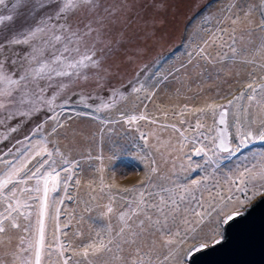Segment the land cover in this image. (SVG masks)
Masks as SVG:
<instances>
[{
    "label": "rangeland",
    "instance_id": "374dc122",
    "mask_svg": "<svg viewBox=\"0 0 264 264\" xmlns=\"http://www.w3.org/2000/svg\"><path fill=\"white\" fill-rule=\"evenodd\" d=\"M128 3L131 11L121 25L126 37L130 38V43L122 50L127 57L118 55L114 57L116 61L112 58L117 66L115 64L110 69L111 73L115 70L117 74L130 72L127 81L119 87L111 84L120 89L122 97L113 96L107 87L74 85L70 94H65L72 102L61 106L57 101L54 112L41 108L31 117L0 119V178H3L7 171L5 160L23 161L26 171H35L47 159L46 155L36 156L35 151L40 147L53 150L49 115L60 113L62 119L72 117L70 127L61 130L55 138L64 157H55L56 163L52 165L60 172V183L54 192L48 194L44 217L46 243L54 244V235H59L61 243L71 242L73 247H79L98 239V233L100 238L106 237L109 228L113 233L118 230L122 223L119 213L127 210L133 199L132 193L120 189L140 188L139 181L152 161L156 162L161 173L181 183L211 173L207 183L211 195L208 191L203 192L207 203L213 201L216 191L227 195L225 178L246 167L255 166L256 171L264 167V142L255 140L239 153L229 156L214 148L210 139H204V136H215L216 117L210 111L204 114L192 111L213 103L225 105L245 92L241 100L228 107L227 126L232 143H238L237 123L244 130V125L252 119H264V107L250 103L247 95L251 92L245 88L249 83L254 87L264 85V31L255 27L264 16L261 0H128ZM182 3H190L187 12V6ZM249 9L254 24L237 42L235 56L227 48L218 50L213 46L208 49L213 62L193 57L192 63H188L189 54L197 44H202V38H209L218 27L230 30L232 19L240 17L244 20V13ZM0 13L7 14V11L0 7ZM237 27L239 36V29H246L248 25L245 22ZM218 51L226 54L224 59H219ZM129 56L133 60L131 64ZM60 79L66 78H57L53 83ZM231 80L232 84L228 86ZM129 84L139 91L133 92ZM86 94H89L87 107L80 103V96ZM257 100L264 102V93L258 92ZM104 104L112 106L103 107ZM97 107L100 111H96ZM76 113L87 115L77 116ZM141 115L145 119H128ZM198 119L203 128H195ZM197 147L212 148L215 155L209 153L211 160L206 163L208 158L203 153L200 156L192 154ZM196 164L202 167L190 171L189 166ZM44 171H50L48 165L41 168V172ZM76 180L80 183L76 184ZM256 180L259 182L258 176ZM217 181L224 187L215 188ZM157 183L167 184V181L157 180ZM35 185L33 179L20 187L33 188ZM40 187L43 188L42 181ZM20 195L30 206L23 209L30 213L28 219H21L20 223L30 225L35 231L43 192ZM6 203L0 196V212L4 211ZM106 206H111L113 212L107 213ZM58 225L59 233L56 232ZM151 239L155 240L156 254L162 259L167 253L163 247L164 237L157 235ZM121 255L126 256L127 252ZM57 259L55 248L50 256L46 249L42 264H56ZM90 260L91 264H119L114 260V253L92 256Z\"/></svg>",
    "mask_w": 264,
    "mask_h": 264
},
{
    "label": "snow or ice",
    "instance_id": "6c2138e0",
    "mask_svg": "<svg viewBox=\"0 0 264 264\" xmlns=\"http://www.w3.org/2000/svg\"><path fill=\"white\" fill-rule=\"evenodd\" d=\"M261 4L264 5V0ZM0 7L7 11V14L0 13V119L31 117L41 108L54 112L57 101L61 106L72 102L65 94L74 85L107 87L113 96H123L119 88L111 86L110 69L114 63L112 58L130 43V38L121 28L131 11L128 0H0ZM250 14L251 9L244 13V20L240 17L232 19L230 30L218 27L209 38H202V44H197L189 54L188 63H192L193 57L213 62L214 58L208 53L213 46L218 50L227 48L235 56L237 42L244 38V31H249L254 24ZM245 22L248 28L239 29L238 36L237 26ZM255 27L264 31V16ZM225 55L218 51L219 59H224ZM128 62H133L131 56ZM57 78L66 79L54 84ZM129 87L132 85L129 84ZM245 88L251 92L247 100L264 107V102L257 100L258 92L264 93V85L254 87L249 83ZM132 91L139 89L132 87ZM244 96L245 92H241L240 96L233 97L225 105L213 103L192 111L200 114L210 111L213 117L218 113L215 123L227 125L228 107ZM88 98L89 94L80 96V103L85 107L88 106ZM96 111L100 108L97 107ZM247 111L245 109V115ZM48 119L52 122L49 135L54 138V147L53 150L40 147L35 151L36 156H47L40 167L35 171H26L23 161H3L7 171L0 178V196L7 203L4 211L0 212V264H42L45 250L50 256L53 248L58 256L56 264H91L90 257L103 253H114V260L119 264H187L188 257L194 253L221 245L226 233L249 212L253 202L264 200V167L259 171L255 170V166L246 167L225 178L227 195L216 191L213 202L207 203L203 192L208 191L211 195V190L207 188L211 173L181 183L161 173L159 166L152 161L139 181L140 188L120 189L121 192L132 193L133 199L129 201L131 206L119 213L122 223L118 230L113 233L109 228L106 237L100 238L98 233V239L79 247H73L71 242L61 243L59 235H54V244L46 243L44 217L48 194L54 192L60 183V172L52 165L56 163L55 157H64L56 146L58 142L55 138L61 130L66 131L70 127L72 117L62 119V115L56 113L49 115ZM128 119L136 121L145 117L131 116ZM203 127L198 119L195 128ZM12 130L15 131L14 128ZM236 138L238 143L228 140L226 127L217 129L214 137L204 136V139L211 140L214 148L234 156L255 140L264 142V119H252L244 125V130L237 123ZM201 153L208 158L206 163L211 160L209 153L215 155L212 148L205 147L195 148L192 154L200 156ZM44 165H48L50 171L41 172ZM201 167L200 164L189 166L190 171ZM33 179L36 180L35 187H20ZM157 180L167 181V184L157 183ZM79 183L76 180V184ZM214 187L223 188L224 185L217 181ZM41 190L43 196L40 197L38 220L33 231L30 225L22 226L20 223L21 219L27 220L30 215L23 211L30 206L20 194L39 193ZM106 208L107 213L113 212L111 206ZM56 232H60L59 225ZM157 235L164 237L163 247L167 249L162 259L156 254L155 240L151 239ZM124 252H127L126 256L121 255Z\"/></svg>",
    "mask_w": 264,
    "mask_h": 264
},
{
    "label": "water",
    "instance_id": "95a60500",
    "mask_svg": "<svg viewBox=\"0 0 264 264\" xmlns=\"http://www.w3.org/2000/svg\"><path fill=\"white\" fill-rule=\"evenodd\" d=\"M218 118L217 113L215 120ZM222 127L227 128L230 141L227 125L215 123V136ZM187 264H264V200L253 202L249 212L226 233L221 245L194 253Z\"/></svg>",
    "mask_w": 264,
    "mask_h": 264
},
{
    "label": "trees",
    "instance_id": "16d2710c",
    "mask_svg": "<svg viewBox=\"0 0 264 264\" xmlns=\"http://www.w3.org/2000/svg\"><path fill=\"white\" fill-rule=\"evenodd\" d=\"M184 5H186L187 6V8H186V10H185V12H187V10L191 7V5H190V3H182V6H184ZM180 15H182V14H180ZM179 15V16H180ZM181 20H183V19H181ZM180 29H184V28H182V27H180ZM174 47H172V49H173ZM172 49H167L168 51H170V50H172ZM166 53V52H165ZM168 53V52H167ZM123 55H125V57H127V55L121 50L120 51V53H119V57H124ZM115 59V61L117 60L116 58H114ZM115 64H116V66H117V63L116 62H114L113 64H112V66L114 67L115 66ZM138 66H139V64H138ZM137 66V67H138ZM126 74V75H125ZM125 74L124 73H120V74H117L116 73V71L114 70L112 73H111V84L115 87H119V85H121L122 83H123V81H127V77H128V75L130 74V72H129V70H127V72H125Z\"/></svg>",
    "mask_w": 264,
    "mask_h": 264
},
{
    "label": "bare ground",
    "instance_id": "6f19581e",
    "mask_svg": "<svg viewBox=\"0 0 264 264\" xmlns=\"http://www.w3.org/2000/svg\"><path fill=\"white\" fill-rule=\"evenodd\" d=\"M253 44H254V43H253ZM253 46H254V45H253ZM253 46H252V47H253ZM250 51H251V50H250ZM227 65H228V64H227ZM232 66H233V64H232ZM233 67H234V66H233ZM232 69H233V68H232ZM260 72H261V71H260ZM232 76H233V75H232ZM230 78H231V79H235V78H233V77H230ZM228 79H229V78H228ZM228 81H229V80H228ZM233 82H234V80H233ZM215 83H216V82H215ZM227 83H228V82H227ZM231 84H232V80H231L230 85H228V86H231ZM216 85H217V84H216ZM226 85H227V84H226ZM200 87H201V86H200ZM203 89H204V88H203ZM203 89H202V90H203ZM199 90H200V89H199ZM203 91H204V90H203ZM199 95H200V94H199ZM257 106H258V104H257ZM260 106H261V105H260ZM256 108H257V107H256ZM256 108H255V109H256ZM260 109H261V108H260ZM254 111H255V110H254ZM258 112H259V109H258ZM258 112H257V113H258ZM263 113H264V112H263ZM263 113H262V114H263ZM260 115H261V114H260ZM258 116H259V115H258ZM256 117H257V116H256ZM260 118H262V117L260 116ZM262 119H263V118H262ZM257 121H259V120H257ZM233 172H234V171H233ZM208 195H209V194H208ZM208 195H207V196H208ZM213 196H214V195H213ZM204 197H205V196H204ZM209 197H210V196H209ZM209 197L207 198L208 200H209ZM211 197H212V196H211ZM210 201H211V200H210ZM212 202H213V201H212ZM209 203H210V202H209Z\"/></svg>",
    "mask_w": 264,
    "mask_h": 264
}]
</instances>
